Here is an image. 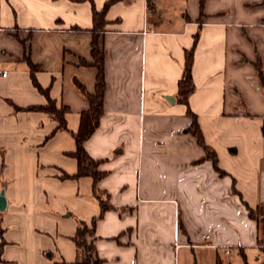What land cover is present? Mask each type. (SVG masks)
I'll use <instances>...</instances> for the list:
<instances>
[{
	"label": "crops",
	"instance_id": "1",
	"mask_svg": "<svg viewBox=\"0 0 264 264\" xmlns=\"http://www.w3.org/2000/svg\"><path fill=\"white\" fill-rule=\"evenodd\" d=\"M107 1L0 0L1 228H18V214L70 211L50 222L52 239L34 250L36 264L45 251L48 264L74 262L78 222L100 213L91 178L63 176L77 171L69 154L88 109L75 81L90 94L96 83L97 70L78 64L91 61L92 5L99 11ZM162 1L116 2L100 34L103 116L85 149L101 161L97 187L113 210L96 222V254L101 264H200L203 256L260 264L264 230L246 206H264V89L254 66L260 62L264 78V0H205L202 11L199 0H182L181 22L167 28L151 15ZM197 32L188 108L224 176L187 133L191 118L177 101ZM27 60L48 98L67 108V131L50 136L49 114L26 110L47 104ZM25 190L34 193L16 194Z\"/></svg>",
	"mask_w": 264,
	"mask_h": 264
},
{
	"label": "trees",
	"instance_id": "2",
	"mask_svg": "<svg viewBox=\"0 0 264 264\" xmlns=\"http://www.w3.org/2000/svg\"><path fill=\"white\" fill-rule=\"evenodd\" d=\"M77 1V0H76ZM91 2V0H89ZM122 0H108L101 10H96L92 5V22L93 27L90 31L92 40L90 44L91 61L87 62L83 59L78 61V64L82 67H93L97 70L96 83L93 93H87L83 87L75 81V86L78 91L87 99L88 109L81 113L79 127L76 133L73 134L75 141V151L69 155L73 157L77 162V171L74 175H64L65 179H78L81 177H90L92 180V192L96 197L100 213L97 217H94L89 224L85 222H78L75 235L71 238L76 249V259L72 263L61 262L58 264H101V260L98 258L94 245V229L96 222L102 218L103 214L108 210H113V207L108 202L106 194L102 193L97 185L101 179L104 178L105 173L99 170L101 161L94 160L89 156L85 149V142L93 135L97 130L100 119L103 116V103L105 93V78H104V52L100 42V34L103 32V28L106 25L105 15L109 7L116 2ZM205 0H199L200 10L202 11ZM92 3V2H91ZM264 4V1L262 2ZM204 15L201 13L199 22L202 21ZM199 33L194 36L193 45L189 50L185 51L184 66L182 76L178 81L177 101L186 106V113L191 118V122L187 127V133L195 137L199 146L205 153V158L212 162L214 169L220 176H224L225 172L219 169L217 163V157L215 152L208 147L204 140L200 128L197 123L196 116L188 108V97L193 92V80H192V65H193V53L195 45L197 43ZM28 61V60H27ZM29 68L32 75V83L34 87L47 97V104L45 106L30 107L26 110L29 111H41L49 114L51 119L56 123V127L53 129L50 136L54 135L57 131H67L65 115L68 112L65 107H57L56 103L48 98L47 90H43L36 82L34 73L37 67L32 65L28 61ZM261 86L264 89V78L262 74V68L260 62L254 64ZM264 135V129H263ZM49 136V137H50ZM48 137V138H49ZM248 217L254 220L259 228L264 230V206H258L255 209L246 206ZM3 229L1 228L0 221V237L2 238ZM4 245V241L1 243V249ZM257 248L262 256L260 264H264V240L257 241ZM1 260V259H0ZM246 264V263H245Z\"/></svg>",
	"mask_w": 264,
	"mask_h": 264
},
{
	"label": "rangeland",
	"instance_id": "3",
	"mask_svg": "<svg viewBox=\"0 0 264 264\" xmlns=\"http://www.w3.org/2000/svg\"><path fill=\"white\" fill-rule=\"evenodd\" d=\"M181 4L182 0H163L155 8H152L153 11L156 9V13L151 12V15H153L154 19L164 22V27L166 28L176 26L177 22H181ZM33 193L34 190H25L16 194H23L25 199H27L30 195H33ZM27 210H30V208H27ZM48 211L51 213L49 216L42 210L34 214H28L26 217L18 214L19 216L16 217V221L19 223L18 228L14 229V227H16L14 226L12 229H9L8 232H3L2 238L0 237V259L7 260V263H2L0 260V264H36L37 261L35 260L34 250H36L39 245H42L43 241L47 242L52 239V235L47 231L51 226L50 222L53 221V219L62 222V218L70 213L69 210L65 212ZM0 214H2V212H0ZM2 241H4V245L1 249ZM47 253H50V251L43 252L42 259L45 261L43 264H48L49 262V258L46 256ZM200 264L210 263L208 259L203 256ZM235 264H243V262L237 260Z\"/></svg>",
	"mask_w": 264,
	"mask_h": 264
},
{
	"label": "water",
	"instance_id": "4",
	"mask_svg": "<svg viewBox=\"0 0 264 264\" xmlns=\"http://www.w3.org/2000/svg\"><path fill=\"white\" fill-rule=\"evenodd\" d=\"M7 208V200L5 198L4 190L2 189L0 192V212L5 211Z\"/></svg>",
	"mask_w": 264,
	"mask_h": 264
},
{
	"label": "built area",
	"instance_id": "5",
	"mask_svg": "<svg viewBox=\"0 0 264 264\" xmlns=\"http://www.w3.org/2000/svg\"><path fill=\"white\" fill-rule=\"evenodd\" d=\"M6 75H7V73L5 72V71H2L1 69H0V77H6ZM206 237V236H205ZM230 252H229V250H228V248H226V250H225V254H229Z\"/></svg>",
	"mask_w": 264,
	"mask_h": 264
}]
</instances>
